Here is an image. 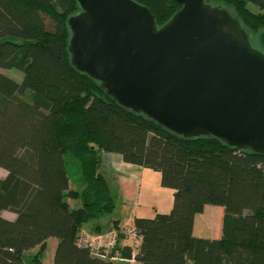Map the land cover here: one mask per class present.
I'll return each instance as SVG.
<instances>
[{
    "label": "trees",
    "instance_id": "trees-1",
    "mask_svg": "<svg viewBox=\"0 0 264 264\" xmlns=\"http://www.w3.org/2000/svg\"><path fill=\"white\" fill-rule=\"evenodd\" d=\"M134 1L153 14L155 29L181 6ZM210 3L240 22L251 45L255 34L259 47L252 46L264 53V0H203ZM78 10L75 0H0V69L22 74L17 81L0 71V264H43L49 238L53 264H119L78 241L84 224L115 206L103 152L159 172L173 189L169 212L129 224L140 236L135 262L264 264V154L211 135L183 137L120 105L72 64L66 19ZM68 162L79 179L74 188ZM208 204L223 208L218 238L193 234ZM120 254L129 258L130 249Z\"/></svg>",
    "mask_w": 264,
    "mask_h": 264
},
{
    "label": "water",
    "instance_id": "water-1",
    "mask_svg": "<svg viewBox=\"0 0 264 264\" xmlns=\"http://www.w3.org/2000/svg\"><path fill=\"white\" fill-rule=\"evenodd\" d=\"M66 19L74 67L122 106L183 137L211 135L264 154V53L238 20L203 0L155 29L134 0H75Z\"/></svg>",
    "mask_w": 264,
    "mask_h": 264
},
{
    "label": "crops",
    "instance_id": "crops-1",
    "mask_svg": "<svg viewBox=\"0 0 264 264\" xmlns=\"http://www.w3.org/2000/svg\"><path fill=\"white\" fill-rule=\"evenodd\" d=\"M100 169L110 180L115 206L107 218H103L104 215H102L90 220L83 225L81 232L103 234L112 228L132 224L135 217L151 218L156 213H167L171 209L173 189L161 185L159 172L126 163L122 160L121 155L116 152H103L101 154ZM72 184L74 185V182L71 181V187ZM74 187L75 185L72 188ZM204 211L205 207L202 213L197 214L194 218L193 234L203 238H218L221 220L218 223V229H215L212 235L213 237L196 234L197 228L202 226V224L197 226V217L202 215ZM1 216L10 220L15 217L13 213L8 211H2ZM220 217L222 218V216ZM54 243L56 245V240ZM126 263L130 264V262ZM133 264L140 263L134 262Z\"/></svg>",
    "mask_w": 264,
    "mask_h": 264
},
{
    "label": "built area",
    "instance_id": "built-area-1",
    "mask_svg": "<svg viewBox=\"0 0 264 264\" xmlns=\"http://www.w3.org/2000/svg\"><path fill=\"white\" fill-rule=\"evenodd\" d=\"M140 236L132 225H122L110 229L104 234L88 236L85 232L79 234V244L89 248L92 255L117 261L135 262L134 256ZM121 241L125 243H120ZM127 246L130 249V257L124 258L120 254V248Z\"/></svg>",
    "mask_w": 264,
    "mask_h": 264
},
{
    "label": "rangeland",
    "instance_id": "rangeland-1",
    "mask_svg": "<svg viewBox=\"0 0 264 264\" xmlns=\"http://www.w3.org/2000/svg\"><path fill=\"white\" fill-rule=\"evenodd\" d=\"M208 7H210L209 9H213V8L216 7V5H213V3H210L208 5ZM248 7L252 11H258L259 10L257 8V6L252 4V3H249ZM249 39L251 40V42L256 47H259V45H258V43L256 41L255 34H252V35L250 34V38ZM0 71L3 74H5V75H7V76H9L11 78H14L17 81L20 80L21 76H22L20 71H18L16 69H13V68L0 69ZM68 167H69V171H70L71 181L74 182V185H77L79 179H78V176L75 175V173H74V165H73V163L72 162H68ZM5 174H6V171L4 169L0 168V177H4ZM75 203H76L75 201H72V204H75ZM222 213H223V208L221 206L211 205V204L206 205L204 213L197 217L198 218L197 219V226L200 225V224H202V226L198 227L199 229L197 228L196 234L197 235L213 237L212 235H213L215 229H218V227H219L218 223L221 220V217L219 218V216H222ZM107 216H108V214L107 215L105 214L103 216V218H107ZM199 220H201V221H199ZM87 235L88 236H90V235L93 236L95 234H87ZM51 240H53V241H51ZM54 242H55V240L53 238H49L48 242L46 243V249H45V251H44V253H43L42 257H41V261L43 262V264H52V255H53V252H54V249H55V243ZM122 242L123 241H121L120 243H122ZM29 255H30L29 252L26 253L25 259L28 258ZM114 261L115 262H119V264H129V263H126L124 261H117V260H114ZM133 263L134 262H130V264H133ZM25 264H28V263L25 262Z\"/></svg>",
    "mask_w": 264,
    "mask_h": 264
}]
</instances>
